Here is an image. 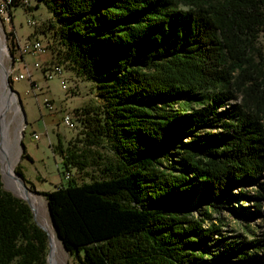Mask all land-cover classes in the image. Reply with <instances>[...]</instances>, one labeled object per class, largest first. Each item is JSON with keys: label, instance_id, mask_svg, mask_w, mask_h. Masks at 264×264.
Listing matches in <instances>:
<instances>
[{"label": "trees", "instance_id": "obj_1", "mask_svg": "<svg viewBox=\"0 0 264 264\" xmlns=\"http://www.w3.org/2000/svg\"><path fill=\"white\" fill-rule=\"evenodd\" d=\"M37 1L56 20L62 60L96 86L97 103L74 111L76 143L54 152L64 171L99 176L35 191L66 254L77 264H264L260 226L236 219L239 231L221 234L234 225L217 202L253 185L238 195L264 213V0ZM21 158L31 160L24 147ZM47 251L0 173V264H46Z\"/></svg>", "mask_w": 264, "mask_h": 264}, {"label": "rangeland", "instance_id": "obj_2", "mask_svg": "<svg viewBox=\"0 0 264 264\" xmlns=\"http://www.w3.org/2000/svg\"><path fill=\"white\" fill-rule=\"evenodd\" d=\"M28 2L27 6L18 5L11 9V24L3 25L0 23V38L1 40L3 39L2 41H4L3 43L6 47V54L2 57V65L8 73V79L12 67L10 51L17 52L16 48L11 45L13 40L23 44L33 39H39L45 47L41 55H26L22 57L24 65L18 66L17 71L21 72L27 68L30 73L29 78L17 81L9 80V84L15 91L18 103L22 109L20 113L22 135L18 143L17 155L13 159L12 169L19 168L23 178L28 181V184H25L29 194L39 204L40 209L39 213L35 214V221L41 225L46 220L52 225L45 199L35 191H51L61 181L65 182L62 179L64 166L61 162V157L54 152V148L58 143L63 147L76 143L81 124L74 111L86 105L97 103L95 99L96 86L95 83L78 75L60 57L57 40L53 36V29L48 28L49 22L56 24L52 11L42 1L28 0ZM9 32L13 34L10 35ZM35 63H38L39 67H35ZM56 63L62 66V74H54L52 78L45 79L44 71ZM61 81L65 82L68 88L67 91L61 88ZM44 98L51 101L50 109L44 107ZM64 114L72 117L73 127L63 124L62 117ZM13 130L14 127L11 131ZM34 134L37 135L36 138L33 137ZM23 147L31 157V160L21 158ZM69 170L71 173L70 178L77 183L90 181L91 175L96 178L99 176V172L91 167L81 171L76 167L70 166ZM3 176L4 173H2L4 188L15 196L23 198L15 183L12 181L14 186L6 183ZM29 185H32L33 189ZM253 187V185L234 186L229 192L230 194H227V198L221 199L222 202H220L221 200H216L222 205L224 219L234 225L233 230L222 228L221 234L234 235L238 232L236 219L242 222L246 221L252 227L254 223H257L260 226V231L264 233V213L262 210L254 211V199L238 195L240 188L249 191V194H251L250 190ZM196 205V201H192L190 204L191 212L194 214H196ZM232 207L239 212V217L237 213H231ZM221 236L216 235L215 239ZM214 247L219 248L220 244L216 242ZM58 248L59 252L57 250L53 255L54 264H77L73 258L66 254L59 240Z\"/></svg>", "mask_w": 264, "mask_h": 264}, {"label": "bare ground", "instance_id": "obj_3", "mask_svg": "<svg viewBox=\"0 0 264 264\" xmlns=\"http://www.w3.org/2000/svg\"><path fill=\"white\" fill-rule=\"evenodd\" d=\"M3 40V39H2ZM0 38V75L2 65V57L6 54V47L4 41ZM15 105V106H14ZM21 109L17 103L6 102V91H4L2 82L0 81V160L1 165V176L4 173L3 179L6 183L12 184L10 175H13V159L18 152V143L21 137V119H20ZM14 127V130L11 129ZM13 133V134H11ZM14 183V182H13ZM14 186V185H13ZM18 189V188H17ZM19 190V189H18ZM20 191V190H19ZM30 201L32 202L36 215L39 213V204L37 200L29 194ZM50 234L54 252H59L58 248V238L56 237L54 228L46 220L41 224Z\"/></svg>", "mask_w": 264, "mask_h": 264}, {"label": "built area", "instance_id": "obj_4", "mask_svg": "<svg viewBox=\"0 0 264 264\" xmlns=\"http://www.w3.org/2000/svg\"><path fill=\"white\" fill-rule=\"evenodd\" d=\"M15 4L27 6L29 4L28 0H0V23L1 24H11L12 21V15H11V9L14 7ZM11 45L16 48V51L11 50V59H12V67L10 70V76L9 79L11 81H17L21 79H27L30 77V73L28 69L19 72L17 71V67L20 65H24L22 61V57L26 55H34L38 56L43 54L44 52V45L41 43L39 39H33L32 41H27L23 44L17 43L15 40L11 42ZM35 67H39L38 63L34 64ZM62 72L61 66L56 63L53 64L51 67L47 68L44 71V78L50 79L54 74L60 75ZM61 88L63 90H66V84L64 81H61ZM43 105L47 109L51 108V101L47 98L43 99ZM62 122L65 126L73 127V121L72 117L68 114H64L62 117ZM34 138L37 137V135H33ZM70 171H64L63 173V180L66 181L70 178ZM62 183V181L60 182Z\"/></svg>", "mask_w": 264, "mask_h": 264}, {"label": "water", "instance_id": "obj_5", "mask_svg": "<svg viewBox=\"0 0 264 264\" xmlns=\"http://www.w3.org/2000/svg\"><path fill=\"white\" fill-rule=\"evenodd\" d=\"M59 64V63H58ZM60 65V64H59ZM61 66V65H60ZM62 68V66H61ZM62 72H63V68H62ZM61 72V74H62ZM60 74V75H61ZM1 82H2V85H3V88H4V91H6V102L9 103V102H14V103H17V105L19 106V108L21 109L19 103H18V100H17V96H16V93L15 91L12 89V87L10 86L9 84V79H8V73L5 71L4 67L2 66L1 67ZM68 90V88L66 89V91ZM95 99L97 100L96 98V95H95ZM22 110V109H21ZM1 165H2V162L0 160V173H1ZM2 178V176H1ZM10 178L11 180L15 183V185L18 187V189L21 191L22 195H23V199L27 204L28 206L30 207L31 209V212H32V217L35 221V214H36V211H35V208L32 204V202L30 201V198H29V191H28V188L25 184V181L24 179L21 177V175L16 172L15 170H13V175H10ZM50 217V216H49ZM50 221H51V224L54 228V231H55V234H56V237L58 238V240L60 241L59 239V236H58V231L56 229V227L54 226L51 218H50ZM35 223L46 233L47 235V244H48V251H47V255H46V264H54V261H53V255H54V246H53V241H52V238L49 234V232L43 227L41 226L39 223H37L35 221ZM62 245V244H61Z\"/></svg>", "mask_w": 264, "mask_h": 264}, {"label": "crops", "instance_id": "obj_6", "mask_svg": "<svg viewBox=\"0 0 264 264\" xmlns=\"http://www.w3.org/2000/svg\"><path fill=\"white\" fill-rule=\"evenodd\" d=\"M60 184V183H59Z\"/></svg>", "mask_w": 264, "mask_h": 264}]
</instances>
